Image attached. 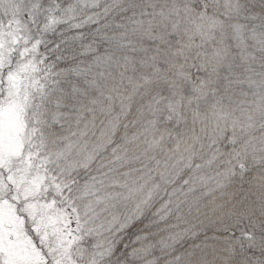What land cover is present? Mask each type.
I'll return each mask as SVG.
<instances>
[{
	"label": "snow or ice",
	"instance_id": "6c2138e0",
	"mask_svg": "<svg viewBox=\"0 0 264 264\" xmlns=\"http://www.w3.org/2000/svg\"><path fill=\"white\" fill-rule=\"evenodd\" d=\"M0 264H264V0H0Z\"/></svg>",
	"mask_w": 264,
	"mask_h": 264
}]
</instances>
